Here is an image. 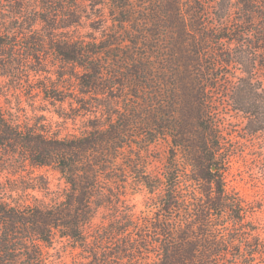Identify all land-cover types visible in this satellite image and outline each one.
Instances as JSON below:
<instances>
[{
	"label": "trees",
	"instance_id": "obj_1",
	"mask_svg": "<svg viewBox=\"0 0 264 264\" xmlns=\"http://www.w3.org/2000/svg\"><path fill=\"white\" fill-rule=\"evenodd\" d=\"M81 1L0 0V77L23 88L24 76L31 84L42 73L52 78L56 65L57 81L38 79L31 88L45 101L64 102L61 88L74 81L83 95L75 101L91 115L83 135L61 137L32 122L20 105L0 102V264H56L45 248L58 241L80 250L81 264H264V240L248 220L254 208L229 189L224 168L238 154L227 145V117L242 115L251 137L264 131V6L257 0H84L103 8L100 26L85 36L79 28L88 11ZM231 66L241 73L219 75ZM156 76L171 86L180 79V107L195 115L202 135L197 148L205 181L184 179L173 160L156 185L142 176L151 193L160 192L136 215L117 161L139 99L159 108ZM129 90L136 112L121 107L115 121L110 97ZM27 165L57 169L66 188L53 191L43 177L22 188L3 180L1 169ZM102 209L110 219L96 225Z\"/></svg>",
	"mask_w": 264,
	"mask_h": 264
},
{
	"label": "rangeland",
	"instance_id": "obj_2",
	"mask_svg": "<svg viewBox=\"0 0 264 264\" xmlns=\"http://www.w3.org/2000/svg\"><path fill=\"white\" fill-rule=\"evenodd\" d=\"M257 1L260 7L264 6V1ZM81 3V6L87 8L88 13L79 28V32L81 35L88 36L94 32L93 28L100 26L99 16L103 8L99 6L93 8L90 2L84 0ZM93 13L95 14L93 15ZM255 19L250 25L253 29L259 26V20ZM96 35L99 34L96 33ZM232 47L234 48L235 45H232ZM55 61H52L53 64ZM51 68L55 69L52 78L46 73H42L38 77H32V84L26 82L27 78L24 76L22 79L23 88H21V85L11 84L9 79L0 77V102L4 106L17 107L20 105L31 117L32 122L47 125L52 133H57L61 137L81 136L88 130V119L91 115L75 101L76 97H83V95L79 94L74 81L68 85L63 84L64 87L61 88L66 97L64 102L52 103L51 101H45L42 95H37V91L31 88V85L37 82L38 79L46 80L49 77L48 80L57 81V72L59 71H56V69L59 68L56 65ZM240 68V66L221 68L219 75L229 72L239 74L241 73ZM161 76L155 78V80L161 78L162 82L157 95L160 98V103H157L156 106L159 108L153 110L149 107L146 99H139L140 110L138 114L133 116L130 113V117H128L127 142L129 144L123 148L121 151L122 156L117 161V166H119L118 176H123V171L120 172L119 169L124 170L123 173H126V182L122 184L126 188L127 204L136 215L146 211L147 203L152 198H156L160 192L159 189H156L154 193H151L141 183L142 176H148L156 185L164 179L167 168L172 167L170 162L173 160L181 170L184 179L190 180L193 177L199 179L202 183L205 181L200 177L202 172L198 163L200 154L197 148V141L201 139L200 136L202 135L198 127L196 128L195 115H191L186 106L180 107V79L177 81V78L174 77L175 82L173 83L177 86H171L166 84L168 78L165 76L167 75L163 76V79ZM260 76L262 79V73ZM129 91V94L120 91L116 93L115 91L117 97H110L115 121L118 120L117 112L122 110L121 107L136 112L134 103L137 98L133 95L135 92ZM152 92L147 91V95L150 96ZM122 94H125V97ZM182 96H185L183 92ZM85 97L89 99V95ZM94 97L99 100L104 98L99 94L94 95ZM6 98H8V101H6ZM7 102H10V104L8 105ZM223 112L228 114L226 109H223ZM243 128H245V119L242 115L227 117L225 129L226 138L228 139L227 145L236 147L238 154L231 159L230 167L228 165L224 166L227 172L226 181L230 190L234 188L235 191L241 194L246 204L254 208V213L249 216L248 220L259 227V234L264 240V131L259 132L257 137L254 138L249 136ZM1 175L4 181L10 180V183H13L17 188L37 184L39 182L38 177L45 178L53 191L59 192L66 188L61 173L53 167H34L32 165H27L26 168L21 169L6 167L1 169ZM191 182L193 181L189 183L191 184ZM202 186L198 184L199 188H202ZM28 192L43 200L42 193L32 191V189H29ZM45 200L48 201V199ZM31 203L37 202L31 199ZM108 214L107 210L102 209L94 221L95 224H107L110 219ZM45 252L49 260L56 264H81L85 261L84 256L80 254V250L73 251L60 241L50 248L46 247Z\"/></svg>",
	"mask_w": 264,
	"mask_h": 264
}]
</instances>
